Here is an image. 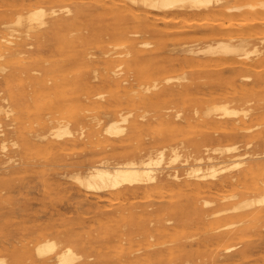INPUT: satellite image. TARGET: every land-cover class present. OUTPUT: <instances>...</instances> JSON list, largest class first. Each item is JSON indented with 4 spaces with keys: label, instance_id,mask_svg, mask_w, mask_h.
Returning a JSON list of instances; mask_svg holds the SVG:
<instances>
[{
    "label": "bare ground",
    "instance_id": "obj_1",
    "mask_svg": "<svg viewBox=\"0 0 264 264\" xmlns=\"http://www.w3.org/2000/svg\"><path fill=\"white\" fill-rule=\"evenodd\" d=\"M88 1L87 3L74 4L67 3L68 0H0V8L3 9L0 20L1 18L5 20L0 24V74L2 73L6 77L11 68L10 65L17 64L18 71L30 74L34 83V94H44L42 89L55 91L62 85L71 83L75 86L74 91L71 94L63 92V97L72 98L78 94L90 104L77 110L76 107L75 111H69L67 119L57 124L52 121V118L40 117L42 113L47 115L54 111L56 105L52 100L43 104L36 103L33 109L29 106L17 109L11 103L9 104L7 97L0 98V114H4V117H0V168L6 169L3 173L9 175L20 170L31 169V164L19 154V151L13 149L9 151L8 148V127L16 128L17 124L26 122V118L34 119L30 120V124L37 125V128L32 127V134H24L20 131L24 139L23 143L27 148H30L32 144H44L51 150L64 151L69 146L78 145V142L85 139V146L97 153L111 152L115 154L128 146L127 142L131 141L134 135L142 133L145 129L147 110L141 114H134L133 110L137 106L136 99H139L141 104H153L161 98L166 100L171 97L184 100L196 92L209 90L212 95L214 94L213 97L218 96V99L227 101L209 105L204 111H201L202 115L212 125L220 129L217 131L224 130L229 134L244 137L245 150L241 151L238 144L233 142L225 146L226 151L232 153L230 156L217 157L213 156L210 151L216 153L222 149L210 147L208 143H205L203 144L204 153H200L192 159V155H184L179 144L177 119L187 120L190 116L186 112V108L179 107L175 111L159 112L158 118L161 121V127H159V123L160 129L158 128L159 132L156 133L158 140L155 144L130 154L128 152V155L123 159L114 162L110 160L111 156H99L101 158L91 162L86 170L78 171L77 169L73 179L78 186L86 189V196L92 195L90 193L92 191H94L93 194L95 192L98 194L111 190L115 194L109 195H115L116 198L127 197L129 194L135 195L140 189L147 191V194L149 189L159 188L164 181L171 180L179 185V191H183L185 188L190 190L194 194L192 206L203 208V210L208 208L205 211L209 216L229 211H241L242 218L254 209L256 212L257 206L262 205L263 207L264 149L257 148L260 145L257 142L264 141V103L253 104L251 99L243 97L237 105H231L228 95H232L234 92L227 94L220 91L216 81L202 83L197 79L202 74L221 76L226 70H230L235 75L234 80L238 79L241 82V91L247 93L256 85L264 87V0ZM101 12L109 14L115 20L112 21V25L111 23L100 24L97 21L93 24L92 21L88 23V20H94L95 13ZM8 13L14 15L7 18ZM200 19H204V21L206 19V21L202 22ZM158 23H164L166 26L163 28L160 25L161 28ZM203 25L205 27H202ZM188 29H193L194 32L184 35L183 33ZM66 30L68 33L62 34ZM170 35L176 37L173 38ZM106 38H115L119 42L112 43L114 46L111 48L99 47V42ZM154 38H158L159 41H155ZM167 39L171 40V45L169 43L167 45ZM35 41L48 42L50 50L46 54L41 53L37 62L29 65L26 63L28 58L25 54L30 52ZM88 44H91V47H99V53L90 51L91 47H88ZM167 46H172L169 48L170 56L176 54L184 56V58L178 59V62L172 65L160 64L157 59L159 51ZM86 63L91 64L93 68L91 73L85 76L84 83L97 81L113 86L111 94L106 90H98L93 84L81 87L80 83L83 82L79 79L80 75L73 77L74 75L66 72L69 67ZM231 85L233 86V84ZM228 91L230 92V90ZM9 95L11 98L15 96L12 91ZM60 96L62 97V95ZM122 96H127L128 102L129 100L133 101L130 110L127 112H124L123 108L116 110L113 117L105 123L96 112L97 109L101 104L109 102L113 98L122 102ZM116 108L118 107L116 106ZM195 112L198 113L200 110L197 109ZM25 113H28V116ZM197 113L195 114L197 115ZM227 117L230 118V123L223 120ZM6 118L10 120H6ZM112 134L114 136L123 134L125 137L111 140L110 135ZM52 138H56V140ZM13 144L18 145V142ZM81 144L83 145V143ZM167 156H169V162L173 164L184 157L185 166L169 165L167 170L160 169L159 166ZM57 157L56 154L54 158ZM232 157L233 159H230ZM59 158L62 156L59 155ZM72 165L75 164L72 163ZM80 165L83 164H77V166ZM235 167L241 169V174H227L219 181H210L209 178H215L219 173L235 169ZM247 179L254 180L257 184L258 180L263 183L258 188L254 185L257 191L260 190L259 196L244 197L236 202L214 204L209 194L206 193L214 187L222 188L226 184L232 185L237 180L243 183V180ZM245 182L247 183V181ZM235 184L231 187L237 186ZM229 189H227L229 193L231 190L235 191V189ZM225 192L226 190L224 194ZM219 196L221 197V195ZM236 196V194L232 195V197ZM98 197L104 196L98 195ZM137 199H141V197ZM121 202L120 200L119 203ZM147 208L146 210H148ZM171 211L173 218H169V222L172 219L179 221L186 215L183 213L185 209L180 207L172 208ZM259 212L261 213L259 210L256 214ZM140 216L142 215L140 214ZM208 223H212V221ZM235 224L237 225V223H231L228 224L229 226H225L231 227ZM209 225L211 228V224ZM225 226L222 228H226ZM140 228L142 233L147 231L145 225L138 226V232H140ZM169 228L171 227L164 223L156 230L164 236L168 234ZM232 230L223 233L224 238H232L234 234ZM136 232L137 229L133 228L132 235ZM72 234L75 232L71 231L70 235ZM148 234L147 241L145 240L146 246L152 248V251L147 252L145 257L143 255L145 264H180L177 259L178 252L185 249L183 242L178 238L170 240L161 238L153 241L149 239L155 236L153 232L150 231ZM240 236L238 235V238ZM239 244L240 242L228 245L226 251L230 255L249 251V248L237 250ZM62 245L57 236L39 232L38 238L33 244V251L31 247L25 248V257L32 260L33 264H112V262L114 264H129L131 254L139 250L131 248L127 254H117L111 260L99 258L92 261L93 256L86 254L85 245H82L81 252L75 250L71 245ZM25 261V259L16 260L10 264H24ZM5 262L2 258L0 263L4 264Z\"/></svg>",
    "mask_w": 264,
    "mask_h": 264
},
{
    "label": "rangeland",
    "instance_id": "obj_2",
    "mask_svg": "<svg viewBox=\"0 0 264 264\" xmlns=\"http://www.w3.org/2000/svg\"><path fill=\"white\" fill-rule=\"evenodd\" d=\"M116 1L120 2L121 0ZM87 2L89 1L70 0L69 2L68 0L67 3L82 4ZM2 11L3 9L0 8V14L3 13ZM12 15L14 14L8 13L6 16L9 18ZM108 15L109 14L102 12L95 13L94 20H88V23L92 21L93 24V22L97 21L100 24L111 23L112 25V21L115 20L112 19L110 15ZM200 20L202 22L204 21V19ZM200 20H198V22H201ZM2 21L5 20L1 18L0 24ZM163 24L164 23H158V26L161 27L160 25H162L164 28L166 25ZM202 27L205 26L203 25ZM63 32L64 33L62 34H65L66 32L68 33L67 30ZM193 32V29H188L183 34L186 35ZM198 34L201 35V33ZM170 36L173 38L176 37L175 35ZM154 40L159 41L158 38H154ZM117 41L119 42V40L115 38H106L101 40L98 46H107L111 48L115 43H117ZM166 43L167 45L168 43L169 45L172 44L171 40L168 39ZM91 46V44H88V47ZM99 47H91L90 51L99 53ZM171 47L172 46H167V48L159 51L160 53L157 59L159 60L160 64L172 65L177 63L178 59H182V57L184 58V56H177L176 54L170 56L169 48ZM49 50L50 46L48 42L35 41V44L30 49V52L25 54L27 55L26 58L29 59H26V63L29 65L36 63L41 53L46 54ZM89 65L91 64L86 63L72 66L69 67L66 72L74 75L73 77L80 75L79 79L83 82L80 83L81 87L93 84L98 90H106L109 92V94H111L113 86L105 85L97 81H94V83H84L85 76H88L93 68L92 65ZM17 66V64H11V68L6 77L3 76L2 73L0 74V98L7 97L9 104L11 103L13 107L18 109V107L29 106L33 109L36 103L43 104L51 102L52 100V102H54L56 105L54 111L47 115L42 113L40 117L47 119L52 118L54 123L59 124L60 122H63L67 119L69 111H75L74 109L76 107L77 110L80 107L90 105L87 101H85L84 97H79L78 94L74 95L72 98H67L65 96L63 97V92L66 94H71L74 91L75 86L71 83L62 85L55 91L42 89L44 94H34V83L30 77V74L27 72L18 71ZM234 76V73H232L230 70H226L221 76L202 74L197 80L202 83H211L213 80L214 82L216 81V84H218L217 87L220 91L226 92L227 94H232L234 92V94H232L233 96L228 95V101L231 105H237V103L242 101L241 99L243 97H248L251 99L253 104L264 103V87L256 85L249 92H243L241 91V82L238 79L234 80ZM231 84H233L234 87ZM80 86H77V88H80ZM228 90H230V92ZM11 91L15 95L14 98H11L9 95ZM60 95H62V97ZM213 95L211 92H209V90H206L196 92L186 97L184 100H177L171 97L166 98V100L165 98L158 100L156 99L157 101L153 104H141L139 99H136L135 103L137 106L133 110V113L141 114L147 110L145 129L142 133L134 135L133 139L127 142L128 146L115 152V154L111 152L99 154L95 150L85 146V139L81 142H78V145L69 146L64 151H58L56 149L51 150V148L48 146L46 148V145L44 144H32L30 148H27L23 143L24 139L21 136L20 131H22L24 134H32V127L37 128L36 124H30V120L34 119L26 118L27 121L19 123V125L17 124L15 126L16 128L8 127L9 131H7V136L9 137V151L11 149L19 151V154H21L22 157L31 164V169L24 171L20 170L15 174L8 175L3 173L6 169L0 168V262L2 258L6 261L4 264H10L16 260L25 259L26 261L24 264H33L32 260L26 259L25 248L31 247L33 251L34 241L38 238L39 232H43L57 236L61 240L63 244L62 246L71 245L79 252L82 251V245H85L87 249L86 254L93 256L91 259L92 261H95L99 258L111 260L112 258H115L117 254H127V252L132 248L139 250L134 254H131L129 257V264H145L143 258L147 252L152 251V248H148L146 246V238H148V233L152 231L155 236L149 239L153 241L155 239L161 238L162 240L178 238V240L183 242L185 249H183L181 252H178L179 257L177 259L180 261V264H258V262L259 264H264V205L263 207L262 205L260 207H256V209L258 211L260 210L261 213L259 212V214H256L258 211L256 210L255 212L254 209V211H252L254 212L253 214L252 212L248 214L249 217H247V215L241 218V211H229L223 214L209 216L205 211L208 208H204L203 210V208H195L192 206L194 194L190 190L185 188L186 191L184 189L183 191H179V185L171 180L164 181L159 188L149 189L148 193L150 195L148 193L146 194L147 191L145 192L144 189H140L135 195H127L128 198L126 196L116 198L115 195H109L115 194L114 192L112 193L111 190L98 194L96 192L93 194L94 191H92L90 192L92 195L86 196V189L84 187L78 186V184H76L75 180L73 179V176L77 173V169L78 171L86 170L91 162L100 159L104 155L108 157L111 156L110 160H113L112 162H114L123 159L126 155H128V152L130 154L134 151L136 152L138 149L150 147L155 144L158 140L157 134L159 132L158 130L160 129L159 127H161V121L158 118V114H160L159 112L175 111V109L179 107L186 108V112L190 116L187 120L184 118L177 119V127L179 129V144L184 155H192V159L198 154L204 153L205 147L203 144L205 143H208L210 147L222 149L216 153L210 151L213 156L217 157L230 156L232 153L226 151L225 146L232 144L233 142L238 144L241 151L245 150L244 137L237 136L235 134H229L224 130L217 131L220 129L215 127V125H212V123L204 115H202L201 111H204V109H206V107L209 105H212L215 102L224 103L227 101L222 100L221 98L218 99V96L213 97ZM111 100L101 104L100 108H98L99 110L97 109L96 111L105 123H107L113 117V115L116 113V110L123 108V111L127 112L130 110V107L133 104V101L129 100L128 102L127 96H122V102H119L114 98ZM126 105L127 107H125ZM116 106L118 108H116ZM197 109H199L200 112H195ZM195 113H197V115ZM25 115L28 116V113H25ZM0 117H4V114H0ZM31 117L34 116L31 115ZM229 119L230 118L227 117L223 120L227 123H230L231 120ZM6 120L10 119L6 118ZM188 120H190V125L189 122H187ZM202 126L203 128L206 127V129L208 128L209 130L203 129ZM207 126H211V128ZM121 137H125V135H110L111 140H116ZM52 139L56 140V138ZM14 142H18V145H14ZM81 143H83V145ZM257 144H260L257 148L264 149V141L260 140L257 142ZM67 150L73 151L68 152ZM56 154L58 157L54 158ZM59 155L62 156V158H59ZM230 159H233V157ZM183 160L184 157L177 161V163L173 164L169 162V156H167V158L161 163V166L159 167L160 169L165 168V170H167L169 165H179L180 167H184L185 164ZM231 162L232 160L230 163ZM72 163L75 165H72ZM79 163H82L83 165L77 166ZM227 174H241V169L235 167V169L232 168L230 170L221 172L217 177L209 179L212 182H216ZM237 181H234L233 184L236 183L235 185L238 187L235 186L232 188L231 186L233 184H226L222 188L214 187L211 189V191H206V193L209 194L210 199L214 201V204L219 202H236L244 197H254L260 195V190L258 189L257 191L256 188H254V185H256L257 188L261 187L263 184L261 181L258 180L259 185L255 183L256 181L253 180V182L251 179L243 180V183L240 182V180ZM245 181H247V183ZM10 183L11 185H9ZM8 186L10 187L8 188ZM229 188L233 190L235 189V191L231 190L232 193L231 191L229 193ZM245 188L248 189L246 190ZM225 190L228 193L225 192L224 194ZM233 194H236L237 196L232 197ZM98 195L104 197L99 198ZM219 195H221V197ZM113 196L116 200L112 198ZM140 197L141 199H137ZM120 200L122 201L121 203H119ZM146 207H148V210H146ZM175 207L185 209V212L183 213H186V215H184V219L182 218L179 221L172 219L171 222H169L168 219L173 216V212H170V210ZM119 211L122 212L119 213ZM121 214H125L126 217L125 215L121 216ZM140 214L142 216H140ZM209 220L212 221V223H208L210 222ZM238 222H240V224H238ZM164 223H167V225L171 228H169L168 234L163 236L160 235L156 229L158 226ZM231 223H237V225L235 224L231 227H228V224ZM209 224H211V228L209 227ZM140 225H145L147 227V231L142 233L140 228V232H138V226ZM225 225L228 226L226 227ZM222 226H225L226 228H222ZM133 228L134 230L137 229V232L133 233L132 235ZM230 230L234 231L233 237L224 238L223 233ZM71 231H74L75 234L70 235ZM238 235H241L242 237L240 236L238 238ZM238 242H240V244L237 250L249 248V251L243 254H236L234 252L235 254L230 255V253L226 251V247ZM112 264L114 263L112 262Z\"/></svg>",
    "mask_w": 264,
    "mask_h": 264
}]
</instances>
